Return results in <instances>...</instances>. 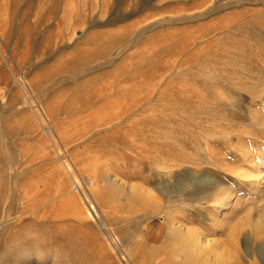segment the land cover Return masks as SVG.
Listing matches in <instances>:
<instances>
[{"label":"rangeland","instance_id":"rangeland-1","mask_svg":"<svg viewBox=\"0 0 264 264\" xmlns=\"http://www.w3.org/2000/svg\"><path fill=\"white\" fill-rule=\"evenodd\" d=\"M263 159L264 0H0V264H264Z\"/></svg>","mask_w":264,"mask_h":264},{"label":"bare ground","instance_id":"bare-ground-1","mask_svg":"<svg viewBox=\"0 0 264 264\" xmlns=\"http://www.w3.org/2000/svg\"><path fill=\"white\" fill-rule=\"evenodd\" d=\"M211 161H212V159H211ZM255 166H258L259 175H258V177H256L255 181H253L251 183L254 184L255 190H257V192H259V200L263 203V206H264V161L261 162L260 164L255 165ZM231 205L233 206L234 204L228 203V202L226 203V202H223L222 200H217L215 202V208L218 210L224 211V213H225V214H223L224 216L229 213V212L226 213L225 209H228V208L230 209ZM263 213H264V211H263ZM259 230H261V231L264 230V214H263V217L261 218V220L259 222H257V224L253 225V227L251 228L249 233L250 234H257L258 233L257 231H259ZM237 233H238V230H237ZM237 233H236L235 227H233V226L229 227L228 234H237ZM262 233L263 232H261V234ZM246 234H248V233H246ZM190 249L192 251L191 253L193 254V256L194 257L196 256L197 258H201L205 264H219V262L217 260V258H218L217 255L216 254L214 255L212 252H210L208 250L209 248L206 247V245H204V243H200V242L192 240V241H190ZM232 257L233 256L231 255V258ZM237 260L239 261L238 258H237ZM229 264H237V263L232 261Z\"/></svg>","mask_w":264,"mask_h":264}]
</instances>
